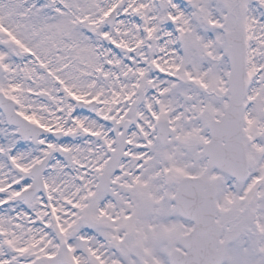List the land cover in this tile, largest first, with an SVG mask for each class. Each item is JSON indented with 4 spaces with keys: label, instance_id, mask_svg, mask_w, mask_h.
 <instances>
[{
    "label": "snow or ice",
    "instance_id": "snow-or-ice-1",
    "mask_svg": "<svg viewBox=\"0 0 264 264\" xmlns=\"http://www.w3.org/2000/svg\"><path fill=\"white\" fill-rule=\"evenodd\" d=\"M0 264H264V0H0Z\"/></svg>",
    "mask_w": 264,
    "mask_h": 264
}]
</instances>
